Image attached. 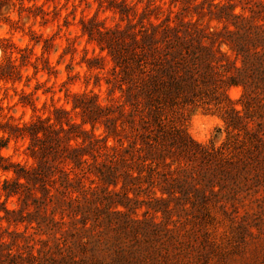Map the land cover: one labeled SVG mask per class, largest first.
<instances>
[{
  "label": "trees",
  "instance_id": "obj_1",
  "mask_svg": "<svg viewBox=\"0 0 264 264\" xmlns=\"http://www.w3.org/2000/svg\"><path fill=\"white\" fill-rule=\"evenodd\" d=\"M209 2L207 13L200 3L199 12L191 11L195 19L188 22V27L184 26L183 32L178 27L164 29L157 35L153 29L151 34H142L139 43L131 38L132 43L127 46H111V55L120 67V84L125 85L123 102L129 111L124 114L122 108L115 109L116 118L106 122L105 130L109 135L119 136L117 143L123 142L126 147L120 152L114 149L113 156L105 157L98 167L92 158L93 164L86 171L96 176L99 186L75 206L58 199L53 211H64L61 222L54 223L39 215L48 195L44 184L53 174L47 158L51 156L55 161L67 153L65 158L72 168H80V157L90 155L95 144L87 149L57 153L53 145L58 146L59 142L54 134L46 133L45 142L40 145L41 163L37 171L28 175L19 170L17 175L40 184L41 200L33 201L37 214L26 219L28 223L35 221L36 234L48 239L37 241L35 256L34 248L29 247L31 237L24 240L23 247H17L15 256H10L9 250L23 237L9 234L11 243L0 244V264H208L205 220L212 221L216 209L242 233V250H250L248 244L261 235L264 216V209L251 215L249 211L253 208L246 204L259 199L257 194L264 192V25L260 23L264 21V7L255 5L248 18H244L234 12L237 7L243 12L247 3ZM179 14L184 15L183 10ZM213 21L222 28L213 27ZM224 48L227 53L222 51ZM234 58L244 62L243 71L229 81L231 85H245L240 101L243 115L226 103L225 122L237 135L228 136L223 147L227 155H223L195 142L187 132L188 118L183 113L194 107V101L217 108L226 102V97L215 95L210 65L219 60L225 66V62ZM85 107L90 108V104ZM112 111L91 109L89 119ZM117 121L126 130L122 127L117 132ZM76 133L86 140L90 138L75 127L65 137ZM181 159L191 161L193 166L178 171L172 178L166 160L175 163ZM60 183L65 186L63 175ZM154 186L167 199H152ZM16 187L6 185L5 189L15 192ZM68 187L79 189L80 180ZM111 188L118 191L111 192ZM251 216L255 218L249 221ZM9 218L16 223L24 222L19 213ZM246 255L243 254L244 260H248ZM220 261L225 264L227 259Z\"/></svg>",
  "mask_w": 264,
  "mask_h": 264
},
{
  "label": "clouds",
  "instance_id": "obj_2",
  "mask_svg": "<svg viewBox=\"0 0 264 264\" xmlns=\"http://www.w3.org/2000/svg\"><path fill=\"white\" fill-rule=\"evenodd\" d=\"M199 3L200 0H0V244L11 243L9 234L23 237L9 250L10 256H15L17 247H23L24 240L30 237L29 247L34 248L35 256L37 241L48 239L36 234L35 221L28 223L26 219L37 214L33 201L41 200L40 184L17 175L19 170L28 175L37 171L41 163L40 145L45 142L46 133L54 134L59 142L58 146L53 145L57 153L87 149L95 144L90 155L80 157V168H72L65 158L67 153L55 161L51 156L47 158L53 174L44 184L48 195L39 215L59 223L64 209L54 213L58 199L75 206L99 186L96 176L86 171L93 164L92 158L98 167L105 157L113 156L114 149L120 152L126 147L123 142L117 143L119 136L109 135L105 130L106 122L116 118L115 109L122 108L124 114L129 111L123 102L125 85L120 84V67L111 55V46H127L132 43L131 38L139 43L142 34H151L153 29L157 35L164 29L178 27L183 32L184 26L188 27V22L195 19L191 11L199 12ZM253 5L264 7V0H251L243 12L237 7L234 15L248 18ZM182 10L184 15L179 14ZM260 23L264 25V21ZM222 51L227 53L228 49ZM210 67L215 77V95L227 100L218 108L194 101V107L183 113L188 118L185 127L189 126L192 111L206 112L213 121L211 134L195 142L204 149L211 147L212 151L227 155L223 147L228 136H236L237 132L225 122L226 103L242 116L240 101L245 93L244 84L231 85L229 81L243 71L244 62L234 58L222 66L219 60H214ZM89 104L90 108H86ZM91 109L102 113L113 111L90 120ZM73 127L90 138L86 140L78 133L65 137ZM122 127L126 130L117 121L116 131L120 132ZM248 127L251 129L252 125ZM166 163L170 165L172 178L178 171L193 166L183 159ZM61 175L65 177V186L60 183ZM82 176L87 178L81 179ZM77 180L79 189L68 187L75 186ZM12 184L17 186L16 191H7L5 186ZM109 190L116 192L118 188ZM60 193L64 195L61 197ZM150 195L152 199H167L155 186ZM16 213L24 222L16 223L9 218Z\"/></svg>",
  "mask_w": 264,
  "mask_h": 264
},
{
  "label": "rangeland",
  "instance_id": "obj_3",
  "mask_svg": "<svg viewBox=\"0 0 264 264\" xmlns=\"http://www.w3.org/2000/svg\"><path fill=\"white\" fill-rule=\"evenodd\" d=\"M219 1L222 0H215V2ZM232 1H241L243 5L246 4L245 0ZM209 3V0H200V4H203V10L206 13L210 10ZM247 3H251V0H247ZM253 7H255V5H253ZM0 15H2V13H0ZM169 19L172 20L175 19V17H169ZM212 26L218 27L219 29L222 28V25L216 21L212 22ZM206 114V112L203 113L197 111H192L191 113L189 126L186 129L188 134H190L194 140H201L211 134L213 121L212 118ZM257 197L259 199H253V201L246 202L247 205L253 208V210L249 211L251 215L264 209V192L257 194ZM240 214H244V210H240ZM213 215L214 219L212 221L205 220L207 222L204 230L207 239L205 250L209 256L208 264H224L220 259H227L225 264H264V216L260 229V237L257 238L256 241L248 244L247 247L251 251L247 250L244 252V250H242L243 247L240 244L242 233L232 225L225 214L219 209L213 211ZM254 218L255 216L249 217V221H252ZM186 228L189 229L190 226H187ZM253 231L257 233V228L254 227ZM9 239L11 240V238ZM247 240L249 241L250 238H247ZM217 253L219 254V257ZM242 253L247 254L246 257L248 260L242 258Z\"/></svg>",
  "mask_w": 264,
  "mask_h": 264
}]
</instances>
